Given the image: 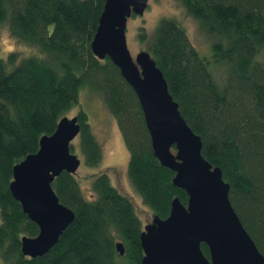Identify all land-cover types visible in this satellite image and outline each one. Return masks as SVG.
I'll list each match as a JSON object with an SVG mask.
<instances>
[{
	"label": "trees",
	"instance_id": "16d2710c",
	"mask_svg": "<svg viewBox=\"0 0 264 264\" xmlns=\"http://www.w3.org/2000/svg\"><path fill=\"white\" fill-rule=\"evenodd\" d=\"M174 1L209 41L207 55L193 48L173 19L160 18L148 36L139 32L138 41L161 72L179 115L199 137L201 157L219 169L231 208L264 257V0ZM103 3L0 0V25L31 49L0 58V264H140L141 222L106 172L90 176L88 199L74 174L54 178L50 187L73 219L47 253L20 255V238L35 237L37 227L9 194L11 169L78 105L80 90L98 95L114 118L128 155L126 178L151 216L166 218L174 198L185 205L186 195L171 184L173 173L152 156L134 93L106 57L97 60L90 52ZM75 117L83 163L96 167L100 147L84 112ZM200 251L208 258L202 244Z\"/></svg>",
	"mask_w": 264,
	"mask_h": 264
},
{
	"label": "water",
	"instance_id": "95a60500",
	"mask_svg": "<svg viewBox=\"0 0 264 264\" xmlns=\"http://www.w3.org/2000/svg\"><path fill=\"white\" fill-rule=\"evenodd\" d=\"M148 0H104L89 45L97 60L105 57L134 93L150 141L152 156L173 173L171 184L186 195L185 205L171 200L166 218L151 216L139 234L140 264H264L228 198L219 169L200 155V140L185 124L168 94L161 72L146 51L130 55L126 23L143 14ZM76 117H62L35 153L11 169L8 191L22 214L37 227L35 237H21L20 255L40 257L57 242L73 219L58 203L50 184L61 172L75 174L79 159L69 152L78 136ZM207 248L205 258L200 245ZM115 251L122 256L121 243Z\"/></svg>",
	"mask_w": 264,
	"mask_h": 264
},
{
	"label": "rangeland",
	"instance_id": "374dc122",
	"mask_svg": "<svg viewBox=\"0 0 264 264\" xmlns=\"http://www.w3.org/2000/svg\"><path fill=\"white\" fill-rule=\"evenodd\" d=\"M160 18H168L176 21L184 30L193 48L200 55H207L209 41L199 32L196 22L185 14L176 1L148 0L143 14L139 17L129 18L126 23V46L132 57L139 51H144V43L138 41L139 32L143 30L148 36ZM11 51L27 54L31 52V49L10 38L6 25H0V58H4ZM78 110L84 112L90 132L100 147L101 152V158L97 166L88 168L84 165L83 158L79 153L78 136L70 143L73 147L71 154L79 159V166L74 176L81 194L88 199L92 195L90 176L92 177L100 172H106V176L111 185L117 191L129 197L143 227L144 224L149 223L151 214L142 205L140 198L134 192L126 178L128 155L114 118L103 107L98 95L84 90H80L78 94V105L71 108L67 112L66 117L71 118L75 116Z\"/></svg>",
	"mask_w": 264,
	"mask_h": 264
}]
</instances>
